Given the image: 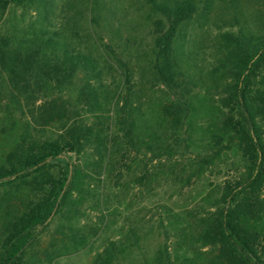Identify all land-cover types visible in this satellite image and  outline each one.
<instances>
[{"label":"trees","instance_id":"16d2710c","mask_svg":"<svg viewBox=\"0 0 264 264\" xmlns=\"http://www.w3.org/2000/svg\"><path fill=\"white\" fill-rule=\"evenodd\" d=\"M57 1L0 0V264L91 253L108 177L127 193L223 170L197 210L160 218L154 250L120 226L86 264H264V0H142L152 46L129 61L83 50L77 21L56 17L81 12ZM217 2L227 29L196 40Z\"/></svg>","mask_w":264,"mask_h":264},{"label":"rangeland","instance_id":"374dc122","mask_svg":"<svg viewBox=\"0 0 264 264\" xmlns=\"http://www.w3.org/2000/svg\"><path fill=\"white\" fill-rule=\"evenodd\" d=\"M71 0H58V5ZM218 1V0H217ZM220 4V5H218ZM81 16L74 15V9L63 12L57 22L75 19L79 27V37L76 38L78 45L85 51H91L97 57L103 55L101 45H109L121 58L126 61L134 59L135 49L141 54L148 52L152 46L148 35L147 26L143 25L145 7L142 0H97L96 9L91 13L86 7V1L73 0ZM223 4L217 2V6L211 13V21L208 27L201 28L196 19L190 24L189 31L194 38L200 40L201 34L205 32L214 34L217 30L227 29L229 15L221 16ZM75 8V10H76ZM17 10V13H20ZM96 22L90 21L94 15ZM208 30V31H207ZM134 38V39H133ZM126 39H130L129 43ZM134 40V43L133 41ZM120 74L114 69L107 70L104 78L105 85L113 90L120 83ZM127 177L117 179L115 175L104 180L102 199L108 202L110 209L104 211L106 215L105 224L110 225L107 229L101 225V231L92 244V252L82 250L77 254L70 255L58 260V264H86L93 252L101 248L107 238L116 236L120 226H129L138 229L140 234H147L146 248L149 251L155 249L160 240L158 221L164 218L168 210L186 212L197 210L203 205V198L213 191L218 190L224 180L227 179L226 172L218 171L207 174L202 181L191 186L179 187L172 181L160 182L148 187L130 186L128 192L123 190V184ZM113 208L118 209L115 213ZM100 214L96 210H88L84 220L90 223H99ZM100 224V223H99Z\"/></svg>","mask_w":264,"mask_h":264}]
</instances>
